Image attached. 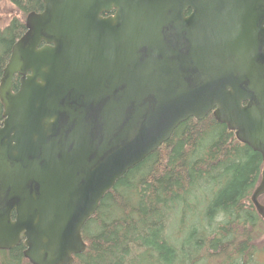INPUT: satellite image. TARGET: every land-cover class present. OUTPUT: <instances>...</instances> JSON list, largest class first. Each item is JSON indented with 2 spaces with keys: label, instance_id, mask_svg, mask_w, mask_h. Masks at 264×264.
I'll return each mask as SVG.
<instances>
[{
  "label": "water",
  "instance_id": "water-1",
  "mask_svg": "<svg viewBox=\"0 0 264 264\" xmlns=\"http://www.w3.org/2000/svg\"><path fill=\"white\" fill-rule=\"evenodd\" d=\"M43 3L0 80V250L72 264L106 192L209 113L261 154L264 220V0Z\"/></svg>",
  "mask_w": 264,
  "mask_h": 264
},
{
  "label": "trees",
  "instance_id": "trees-1",
  "mask_svg": "<svg viewBox=\"0 0 264 264\" xmlns=\"http://www.w3.org/2000/svg\"><path fill=\"white\" fill-rule=\"evenodd\" d=\"M9 1L16 11L0 27V80L28 13L44 7L42 0ZM3 110L0 100V123ZM262 168L261 154L213 113L182 122L106 192L72 264H264V220L251 199ZM24 250L23 243L0 250V264H32Z\"/></svg>",
  "mask_w": 264,
  "mask_h": 264
},
{
  "label": "rangeland",
  "instance_id": "rangeland-1",
  "mask_svg": "<svg viewBox=\"0 0 264 264\" xmlns=\"http://www.w3.org/2000/svg\"><path fill=\"white\" fill-rule=\"evenodd\" d=\"M15 11L16 7L11 4L9 0H0V27L5 26L9 22ZM260 243L264 246V234L259 240V244ZM258 260L264 263V252L259 255Z\"/></svg>",
  "mask_w": 264,
  "mask_h": 264
},
{
  "label": "flooded vegetation",
  "instance_id": "flooded-vegetation-1",
  "mask_svg": "<svg viewBox=\"0 0 264 264\" xmlns=\"http://www.w3.org/2000/svg\"><path fill=\"white\" fill-rule=\"evenodd\" d=\"M42 1H43V0H42ZM43 8H44V7H43ZM42 10H43V9H42ZM42 10H41V11H42ZM39 12H40V11H39Z\"/></svg>",
  "mask_w": 264,
  "mask_h": 264
}]
</instances>
